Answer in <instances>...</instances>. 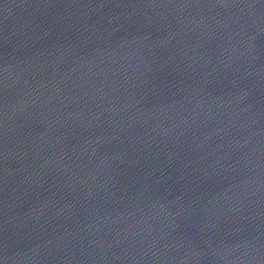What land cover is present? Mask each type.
Returning <instances> with one entry per match:
<instances>
[{"label": "water", "instance_id": "1", "mask_svg": "<svg viewBox=\"0 0 264 264\" xmlns=\"http://www.w3.org/2000/svg\"><path fill=\"white\" fill-rule=\"evenodd\" d=\"M0 264H264V0H0Z\"/></svg>", "mask_w": 264, "mask_h": 264}]
</instances>
